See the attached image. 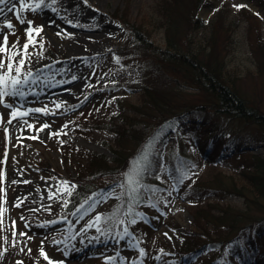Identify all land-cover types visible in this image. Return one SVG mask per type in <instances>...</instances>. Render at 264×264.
I'll return each instance as SVG.
<instances>
[{
  "label": "rangeland",
  "instance_id": "rangeland-1",
  "mask_svg": "<svg viewBox=\"0 0 264 264\" xmlns=\"http://www.w3.org/2000/svg\"><path fill=\"white\" fill-rule=\"evenodd\" d=\"M28 2L33 3L34 0ZM47 2L50 4L51 0ZM206 2L207 5L195 10L196 18L205 25L185 32L186 26L181 22L184 32L176 35L173 30L175 41L171 44L179 54L188 53V57L194 55L198 59L204 58L211 47H215L219 53L224 81L238 91L248 106L264 114V0ZM13 4L19 11V0H9V3L0 5L4 8V13L0 14V25L11 21L15 34L9 35V44L18 40L22 46L28 25L20 24L15 13L8 11ZM234 5L244 7L237 9ZM53 7L58 11L54 13L51 8H44L35 13L30 10L21 13L25 20L33 21L34 26H43L41 35L44 48L42 55L38 54L39 44L35 49H29L33 55L26 64V70L30 69L33 76L23 86L25 96L21 97L22 100L6 97L4 104H0V160L4 159L6 149L8 153L7 163L0 164V169L5 173L0 181V188L5 190L0 193V206L4 209L0 237L8 238L7 243L0 240V250L7 249L0 256V264H17V261H26L30 257L38 258L42 242L49 258L61 264H106L114 252L106 254L105 259L97 257L89 260L85 246L87 239L82 237L86 232L77 233L89 221L91 209L79 219H74L70 225L58 223L47 227L44 224L46 219L58 212L69 195L66 191H58L62 182H69V188L71 191L73 189L71 178L77 169L71 160L83 162L80 156L89 153L112 158L113 150L117 148L113 134L95 129L93 123L89 124L91 118L110 122L114 127L118 125V119L125 115L123 128H128V132L131 128L139 131L143 127L144 131L149 132L161 120L168 118L169 113L173 115L193 105L208 103L206 94L197 90L192 83L193 73L157 56L156 51L165 48L168 38L159 0H58ZM114 11L127 13L129 22L126 29L120 28L110 18ZM132 30L137 32L141 41L134 39L130 33ZM3 31L11 30L4 28ZM58 32L61 34L57 35ZM142 41L146 43L145 47ZM46 75L64 90L56 92L43 89L41 83ZM78 80L82 84L72 88ZM143 84L159 89L164 97L161 101L163 107L156 111L149 107L140 88H135ZM57 103L61 104L59 109L55 107ZM6 104H11L12 108L5 107ZM44 106L49 109L48 114L30 112L26 117L7 123L13 108L24 111ZM145 111L150 112V116L136 115ZM203 118L207 124L211 122L216 128L223 127L221 136L224 140L242 137V143L251 148L232 153L224 162L215 163L202 159L187 144L186 136L181 135L179 130L165 132L151 149L152 155L157 157L154 169L158 186L157 191L151 192L149 196L159 199L160 207L155 210L161 217L154 220L159 225L151 232L143 228L141 236L137 237L138 243L135 239L129 241L131 245L120 249L122 253L117 255L119 258L115 257L110 264H135L134 260L138 256L146 259L142 264H152L157 251L155 246L174 242L167 231L169 225L175 224L185 232L193 230L191 222L195 209L192 206H204L197 203L198 200L223 207L229 205L235 210H250L253 216L264 221V197L258 198V202H262L260 206H254L240 196L225 192H203L211 186L210 179L214 176L232 175L245 183L241 174L252 171L249 167L251 162H261L259 165L263 166L264 173V126L221 114L208 113ZM25 120L34 128L28 129L22 122ZM136 122V125L129 127ZM45 123L50 127L37 132L36 129ZM5 128L8 130L7 140ZM56 132L61 134L50 135ZM191 135L190 132L187 137ZM183 140L184 149L178 148ZM234 142L226 149V153L235 150ZM180 150H183L187 161L182 162L183 169L176 183L172 178L176 169L171 166V162H174L172 156ZM182 176L185 178L181 180ZM13 180L18 183L13 184ZM161 185L166 189L163 190ZM194 188L199 189L196 191ZM103 193L106 195L103 199L98 195L97 202L108 207L117 200L120 191L116 186H111ZM53 194L54 198H50ZM17 198L23 200L19 208L14 206L18 202ZM5 200L6 203H3ZM12 221L16 222L17 249L8 256L6 254L13 247ZM68 228L73 231L70 233ZM21 232L26 233V236H20ZM121 236H125L124 232ZM28 249H31L30 254ZM140 249L144 250L143 256L140 255Z\"/></svg>",
  "mask_w": 264,
  "mask_h": 264
},
{
  "label": "trees",
  "instance_id": "trees-1",
  "mask_svg": "<svg viewBox=\"0 0 264 264\" xmlns=\"http://www.w3.org/2000/svg\"><path fill=\"white\" fill-rule=\"evenodd\" d=\"M159 1L162 6L163 20H165L163 25H165V32L168 38L165 48L156 51L157 56L169 62V64L181 65L186 71L193 73L194 80L192 78V83L197 90L206 94L208 103L193 105L173 115L169 113L167 115H170L168 118L161 120L149 132L144 131L145 127L139 131L131 128L128 132V128H123L124 124L122 121L125 122V115L118 119V125L114 127L110 125V122H100L97 119H93V117L91 118L89 124L93 123L95 129L105 130L113 134L117 148L113 150L112 158L89 153V155L84 157L80 156L79 159L83 162L71 160L74 168L77 169L74 177L71 178L73 183L72 194L67 196L58 212L46 219L47 222L44 223L47 227L58 225V223L70 225L74 219H79L87 210L91 209L89 221L82 225L77 232H86L82 237L87 239L85 246L89 253V260L97 257L105 259L104 256L106 254H113V252L112 258H115L122 253L120 249L131 245L129 241H133V239L129 235H133L135 241H137V237L141 236L143 228L147 232H151L158 227L159 223L155 224L154 220L158 217L160 218L161 214L155 208L160 207V204L158 198L149 196L152 191L144 188L140 189L141 202L134 206V212L130 216L124 215L128 207V197L126 195L121 199H117L108 207L97 202L98 194L111 186H116L120 193L125 191V189L119 187L120 184L125 182L124 173L129 171L132 161L145 148L150 138L159 133V136L154 141L155 144L160 141L165 132L167 133L171 130L176 132L179 130L181 135L186 136L187 144L202 159L218 163L231 153H240L245 151L244 149L246 148L241 146L242 137H233L231 138L232 140L228 141L224 140L221 136L223 127L219 126L216 128L211 122L207 124L203 118L204 115L208 113L221 114L229 118L246 119L264 126V114L256 112L252 107L248 106L246 101L238 94V91L224 81L219 53L215 50V47L212 48L210 46L209 52H211L206 54L208 56L198 59L194 55L192 56L193 58L188 57V53L179 54V51L174 49L173 44H171L175 41L174 31L176 35L184 32L181 22L186 26L185 32L187 30H197V28H202L205 25L203 21L196 18L195 10L200 6L207 5L206 0ZM127 17V13L122 11H114L110 14V18L114 19L120 28L125 29L129 22ZM130 33L136 41H141L135 30ZM142 44L144 47L146 46L145 42ZM138 87L146 97L152 110L156 111L163 107L161 101H163L164 97L157 87L146 86V84L135 86L136 89ZM150 114V112L145 111L138 112L136 115L150 116ZM137 123H131L129 127ZM190 132L192 135L187 137ZM232 141L236 143V150L226 153L228 151L226 149L230 148ZM127 144H129L130 148ZM184 146V140L178 144V148L184 149ZM184 155L183 150H180L172 156L174 162H171V166L175 167L176 173H174L175 175L171 173V175L174 176L172 178L173 181L175 179L176 183L183 169L182 162L187 161ZM213 156L214 158H212ZM156 160L157 157L151 154L150 167L144 173L141 183L157 189L158 183L155 181L156 171L154 169L157 163ZM259 163L261 162H251L249 167L252 171L241 174L245 183L236 180L232 175L214 176L210 179L211 186L206 187L203 192H225L229 195L243 197L247 201L252 202L254 206H260L262 202H258V198L264 197V173L262 170L263 166L261 167ZM263 164L264 162H262ZM161 187L163 190L166 189L165 186L161 185ZM194 189L196 190L197 188ZM94 194L97 195L94 196ZM251 194L253 196L248 197ZM93 200L96 202L93 203ZM197 203L204 206L198 207L197 204L192 206L195 209L191 222L193 230L185 232V230L175 224L169 225V230L167 231L171 233L174 242L172 244L156 245L155 249L157 251L151 261L152 264H264V221L253 216L250 210H235L229 205L224 207L218 204L211 205L207 201L200 202L198 200ZM121 204L124 207L121 208L120 214L113 217V210ZM135 213L142 215L137 216ZM97 215L101 217V220L98 224H93ZM129 219H135L136 223L129 224ZM121 220L124 223H120ZM67 224H65L66 227ZM89 225L93 226L89 227ZM97 228L100 231H97ZM125 228H127L129 235H126L124 239L121 238V235ZM67 231L71 233L73 229L68 228ZM43 233L45 234L47 231H43ZM15 248L17 249L16 246L11 247V250L6 255L11 256ZM137 258L134 260L135 264H140V262L146 260L139 256ZM23 264H47V262L39 256L38 258L30 257L26 261L24 259Z\"/></svg>",
  "mask_w": 264,
  "mask_h": 264
},
{
  "label": "snow or ice",
  "instance_id": "snow-or-ice-1",
  "mask_svg": "<svg viewBox=\"0 0 264 264\" xmlns=\"http://www.w3.org/2000/svg\"><path fill=\"white\" fill-rule=\"evenodd\" d=\"M9 3V0H0V5H5ZM58 3V0H51L50 4L47 2V0H34L33 3H29L28 0H19V11H16V5L13 4L12 7L8 8L9 12H14L16 15V18L20 24H27L28 27L25 28V36L26 40L25 43L21 46L19 45V41L9 44V35H14V25L11 21H7L3 25H0V35H2V40H0V104H4V98L6 97H24L25 92L22 90L23 86L28 84L30 82V78L33 76V73L30 69L26 70V64L30 62L31 56L33 55L32 52L29 51L30 47L35 49L37 44H39L40 52L39 55H42L44 44H43V37L41 33L43 32V26H34L33 21L31 20H25L21 13H23L25 10H30L32 12H37L38 10H42L44 8H51V10L55 13L58 10L53 7ZM233 7L239 9L241 7H244V5H234ZM4 13V8L0 7V14ZM71 23V21H69ZM7 28L8 30H11L9 32H4L3 29ZM61 33H57V35H60ZM39 37V40L37 39ZM75 79V77H73ZM32 82H35L34 80ZM5 107L12 108L11 104H6ZM57 109L61 107V104L57 103L55 105ZM30 112L35 113H44L48 114L49 109L47 106H44L43 108H34L29 110L21 111L20 109L13 108V110L10 113V118L8 119L7 123L11 124L13 120H19L22 117H26L30 114ZM54 114V113H53ZM2 119V118H0ZM23 124L27 125L28 129H33L34 125L28 124V122L22 121ZM50 127L47 123L43 124L39 129H36L37 132L43 131L45 128ZM64 127H67V125H64ZM5 139H8V130L5 128ZM61 133H50V135L59 136ZM66 134V133H65ZM159 136V133L156 134V136L150 138V140L147 142L145 148L134 158V160L131 163L130 169L128 172L124 173L125 176V182L120 184L119 187L121 189H125V191H122L119 196H117V199H121L125 195L128 197V207L127 211L124 213L126 216L132 215L134 212V206L139 204L141 202L139 192L141 188H144L145 190L155 192L157 189L151 186L143 185L141 183L143 179V175L146 171H148L151 161V149L154 146V141ZM29 139H36L38 137H28ZM17 139H20L19 137ZM62 143V142H61ZM7 149L4 153V159L0 160V164H6L7 163ZM15 159V158H13ZM194 167V166H193ZM4 171L0 169V181L4 178ZM185 177H181V180ZM13 184L18 183V181L13 180ZM24 183H30L29 181H24ZM4 189L0 188V193H4ZM58 191L61 192H68L69 195H71V189L69 188V182L64 181L62 182L61 187L58 189ZM50 197V198H54ZM97 194H94V196ZM101 199L104 198L106 195L105 193L98 194ZM18 202L14 204L15 207H20L23 204V200L20 198H17ZM96 201L93 200V203ZM3 203H6V200L3 201ZM150 203V201H149ZM154 206V205H153ZM124 205L121 204L118 207H116L113 210V217L118 216L120 214L121 208H123ZM35 211V210H34ZM3 213L4 209L2 206H0V232L3 231ZM137 216H141L140 213H135ZM111 218V217H110ZM21 219H24V217H21ZM101 220V217L97 215L95 217V220L93 224H98ZM120 223H124L123 220L120 221ZM129 224H135V219H129ZM15 225L16 222L12 221V237L13 242L12 246H15L17 241L15 240V237L17 235L15 231ZM93 225H89L91 227ZM97 231H100L99 228H97ZM124 234L128 235V230L125 228ZM20 236H26V233H19ZM167 235V234H165ZM0 240L3 241V243L8 242L7 237H0ZM56 244H59V241H53ZM7 251L6 248H3V250H0V256H3V254ZM21 252L24 251L23 248L20 249ZM29 254L31 253V249H28ZM40 256L47 262V264H61V262L53 261L49 258V256L44 252L43 250V242L42 246L39 250ZM140 255H144V250L140 249ZM114 260V258H109V261L106 262V264H110V261ZM17 264H23V261H17ZM142 264V262H141Z\"/></svg>",
  "mask_w": 264,
  "mask_h": 264
},
{
  "label": "bare ground",
  "instance_id": "bare-ground-1",
  "mask_svg": "<svg viewBox=\"0 0 264 264\" xmlns=\"http://www.w3.org/2000/svg\"><path fill=\"white\" fill-rule=\"evenodd\" d=\"M82 84V81L81 80H78V82H76L73 86H72V88H75V87H77V85H81ZM41 86H42V88L43 89H46V90H48V91H55L56 90V92H59V91H61V90H64L61 86H57L56 85V83H55V81L54 80H52V78L50 77V76H48V75H46L45 77H44V80H43V82L41 83ZM20 100H22L21 99V97H18ZM24 99V98H23Z\"/></svg>",
  "mask_w": 264,
  "mask_h": 264
}]
</instances>
